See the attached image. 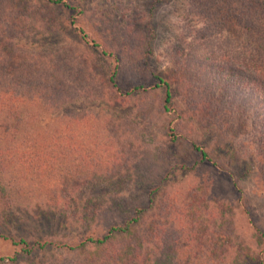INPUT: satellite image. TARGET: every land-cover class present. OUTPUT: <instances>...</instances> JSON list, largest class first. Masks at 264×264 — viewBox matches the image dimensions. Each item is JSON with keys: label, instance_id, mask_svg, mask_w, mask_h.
I'll return each mask as SVG.
<instances>
[{"label": "rangeland", "instance_id": "374dc122", "mask_svg": "<svg viewBox=\"0 0 264 264\" xmlns=\"http://www.w3.org/2000/svg\"><path fill=\"white\" fill-rule=\"evenodd\" d=\"M248 1L84 0L80 15L28 1L26 21L0 9V113L15 119L1 126L23 129L8 159L32 202L1 207L0 234L66 236L79 226L68 218L80 215L96 233L139 206L136 228L146 237L159 224L163 242L178 228L196 229L202 248L182 253L188 264H264V162L248 167L253 154L264 159L256 123L264 101L253 93L264 64V0ZM80 26L97 49L80 39ZM238 70L251 83L240 85ZM152 74L172 87L169 112ZM134 85L147 88L125 96ZM25 106L28 116L12 114ZM191 143L210 161H199ZM180 244L189 250L186 239ZM19 254L0 239V258ZM77 256L38 254L43 264Z\"/></svg>", "mask_w": 264, "mask_h": 264}, {"label": "trees", "instance_id": "16d2710c", "mask_svg": "<svg viewBox=\"0 0 264 264\" xmlns=\"http://www.w3.org/2000/svg\"><path fill=\"white\" fill-rule=\"evenodd\" d=\"M28 1H35L36 3L38 2L51 8L66 9L70 11L78 9V15H80L84 10V0H71L72 4H69L67 2L68 0H0V9H8L15 11L16 14L20 13L21 15H25L24 21H26L30 11L29 5L27 4ZM250 2L251 1L249 0L247 4ZM248 8L250 7L248 6L247 9ZM263 12L264 10L262 13ZM75 15L76 14H72V18L69 23L70 25L74 24L75 21L73 17ZM243 23L248 22L247 20H244ZM243 26L248 27L246 24ZM74 29H76L75 31L85 44L90 43L91 47L95 49L98 48L94 41H87V34L82 26ZM262 41L264 42V36ZM4 43V41L0 40V56L3 52L1 45L3 46ZM102 54H104V52ZM255 69L258 70L257 68ZM259 69L260 76L253 81V88L255 90L253 93L257 97L262 98L261 100L264 101V64ZM225 71H231V69L226 68ZM232 71H235L234 68H232ZM239 71L241 70H238V72ZM237 75L241 79L240 85L243 83L245 85L251 83V78L248 75L242 74V72H239ZM117 76L118 67L115 65L110 70L107 78L109 84L113 88L117 87ZM152 78L155 81L153 88L162 90L161 110L163 113L169 112L174 101L172 87L167 81L158 75L152 74ZM146 88L147 87L142 85H134L131 86V88L128 89V92L126 91L124 94L126 96L131 92L144 91ZM15 91L16 92H14L13 96H10V98L17 99L19 92L17 90ZM1 93L7 92H3L0 88V94ZM27 101L30 102L29 99ZM19 109L21 110V113L18 114L19 116H28L26 113V106L23 108L19 107L17 110L14 108L12 114L17 115V111ZM14 120L15 119L8 116L6 112L4 114L0 113V208L8 207L10 205L24 207L32 203L31 199L28 198L29 192L23 188L24 180L19 177L20 170L18 169L16 162H10L8 159V154L14 150L16 141L21 139L24 135L21 134L23 131L22 128L17 129L14 127L5 130L1 126L2 123L6 125L9 123L14 124ZM25 122L26 121H23L21 124L28 132V128L30 126L24 127ZM256 123L259 127L260 137H264V113L262 114V119H258ZM10 131L12 133L17 132V134H10ZM167 135L173 138L172 130L170 128L167 129ZM191 148L198 153L199 161H210L207 159V154L201 150L200 146L191 143ZM249 158L251 165L248 167L253 169L256 168L254 167L255 164L264 162V159L260 158L259 154H253ZM18 190L23 191L22 194L18 193ZM147 196H149V198L147 197L146 201H151L150 192L147 193ZM144 212L145 208L143 209L139 206H133L126 218L116 220L102 231H98L96 233H92L87 226L83 225L85 217L84 215H80V217L70 216L68 218L72 225L78 224L79 226L77 228H73V231H69L70 233H66V236H57L56 238L54 233H44L41 236H36L35 240L31 242V240L23 237L14 238L0 234V239L8 240L12 246L19 247L20 251L19 255L7 258V261L0 258V264H43L38 258V254H44L46 251L50 252L53 249L62 250L67 255L80 256H77L78 258L71 261L64 259V264H162V262L165 263L178 258H180L178 259L179 264H188L189 259L185 258V256L191 255L197 250V247L200 246L195 232L196 229H193L192 227L190 229L178 228V238L174 237L170 241L163 242L162 238L165 236V231H163L161 224H159L157 227L151 228L147 231L151 235L146 237V233L144 232L146 230L143 229V234H141L139 230L141 228H136L142 223ZM261 236H263V234ZM181 237L187 240V244L190 246L188 251H183V247L180 244ZM116 239L119 241L114 246L112 245V242ZM208 245L210 248L213 243L208 241ZM199 252L200 250L198 253ZM80 253H85V257L81 256L82 254ZM182 253L185 254L184 258H182ZM167 258H169V260L165 261ZM44 264H57V260L53 259L52 261ZM58 264L60 263L58 262Z\"/></svg>", "mask_w": 264, "mask_h": 264}]
</instances>
